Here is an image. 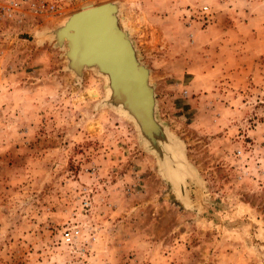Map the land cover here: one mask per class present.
<instances>
[{
    "label": "rangeland",
    "instance_id": "1",
    "mask_svg": "<svg viewBox=\"0 0 264 264\" xmlns=\"http://www.w3.org/2000/svg\"><path fill=\"white\" fill-rule=\"evenodd\" d=\"M22 1L0 13V264H264V0H204L209 20L202 0H118L197 177L185 197L45 37L113 0Z\"/></svg>",
    "mask_w": 264,
    "mask_h": 264
},
{
    "label": "water",
    "instance_id": "2",
    "mask_svg": "<svg viewBox=\"0 0 264 264\" xmlns=\"http://www.w3.org/2000/svg\"><path fill=\"white\" fill-rule=\"evenodd\" d=\"M107 10L108 4L101 3L68 13L53 27H58V32L55 39L57 47L54 42L52 46L61 51L64 67L69 72L71 70L81 74L82 70H87L103 78L105 96L100 105L117 113V109H121L132 117L133 122L125 117L124 119L134 126L139 144L155 158L159 173L177 195L173 179L166 173L169 161L173 159L172 152L168 147L163 148V140H151L148 128L161 131V137L165 141L178 147L185 164L192 172L186 161L184 143L170 133L168 124L159 118L152 70L142 62L139 50L135 49L132 40L127 39L122 34V29L116 26L117 18L116 24L114 18L109 22ZM78 32L80 34L73 37ZM61 37L67 39L66 44L61 41ZM103 75H107L110 82ZM195 176L193 175L197 179Z\"/></svg>",
    "mask_w": 264,
    "mask_h": 264
},
{
    "label": "bare ground",
    "instance_id": "3",
    "mask_svg": "<svg viewBox=\"0 0 264 264\" xmlns=\"http://www.w3.org/2000/svg\"><path fill=\"white\" fill-rule=\"evenodd\" d=\"M104 4H108L107 17L109 18V22H112V19L114 18V23L116 24V20H117L116 26H119V28L122 29V34L127 39L132 40V42L135 44V49H138V46H137L136 42L134 41V37H133L134 26H131L129 20L122 15L123 7H124L123 2L118 1V0H113V1L105 2ZM89 6H94V5H89ZM89 6H86V7H89ZM53 27L51 29H48L50 31H46L45 37L48 38V40L53 41L55 44V39H57L58 27H55V28H53ZM43 32L44 31H42L40 33V35H42ZM53 32L55 34H53ZM79 34H80V32L74 34L73 37H77ZM58 38L60 39V35L58 36ZM66 40L67 39H64L61 37V41H64L65 44H66ZM55 46L57 47V44H55ZM70 66L74 69V66L72 64H70ZM85 71H87V70H82L81 74H76L74 71L71 72V70H70V72L72 73V75L74 77H78L77 78L78 80L83 79ZM103 76H105V79L108 82H110L109 77L107 75H103ZM109 91L110 90H108V95H109ZM88 95L90 98H93V99L99 98V94L96 91H91V92H89ZM117 111L122 116H124L125 118H127L128 120L133 122L132 117L130 115H128L127 112H125L121 109H117ZM156 132H157L156 130L149 127L147 133H148L149 137L151 138V140H153V141L158 140V141L162 142V140H163V143H162L163 148L168 147L170 149V151L172 152L173 159H171L169 161V165H168V168L166 170L167 171L166 173L170 176L171 179H173V184H174L175 189L181 193L184 190L183 189L184 185L182 182L184 181L185 176H189V175L193 176L194 173H192L193 171L191 172L189 167L185 164V161L183 160V157L179 151V148L178 147L176 148L173 145H170L169 144L170 142L168 140L165 141L161 137V133H160L161 131L160 132L158 131L157 133ZM181 194L183 195V197H185L184 192H182Z\"/></svg>",
    "mask_w": 264,
    "mask_h": 264
},
{
    "label": "built area",
    "instance_id": "4",
    "mask_svg": "<svg viewBox=\"0 0 264 264\" xmlns=\"http://www.w3.org/2000/svg\"><path fill=\"white\" fill-rule=\"evenodd\" d=\"M204 0H202L198 5L196 6H190V9L192 10V13L190 18L193 17V15H196L197 17H200L202 19L209 20L211 17V11L209 9V6L205 3H202ZM22 0H0V13H2L5 17L8 18H19L21 19V16H24V13H22ZM35 10H39L38 7L33 5ZM52 9H54V6H51ZM190 25L191 22H188ZM84 207L88 208L90 206V202L88 200L84 201ZM80 230L78 226L75 227H67L66 230L62 232V240L64 243H73L74 240H76L79 237Z\"/></svg>",
    "mask_w": 264,
    "mask_h": 264
}]
</instances>
